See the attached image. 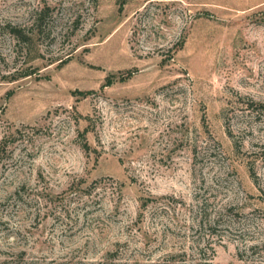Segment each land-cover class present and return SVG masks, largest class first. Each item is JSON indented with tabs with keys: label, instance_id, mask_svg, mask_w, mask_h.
Returning <instances> with one entry per match:
<instances>
[{
	"label": "rangeland",
	"instance_id": "374dc122",
	"mask_svg": "<svg viewBox=\"0 0 264 264\" xmlns=\"http://www.w3.org/2000/svg\"><path fill=\"white\" fill-rule=\"evenodd\" d=\"M0 264H264V0H0Z\"/></svg>",
	"mask_w": 264,
	"mask_h": 264
},
{
	"label": "trees",
	"instance_id": "16d2710c",
	"mask_svg": "<svg viewBox=\"0 0 264 264\" xmlns=\"http://www.w3.org/2000/svg\"><path fill=\"white\" fill-rule=\"evenodd\" d=\"M41 21H42V9H40L37 12V16L31 22L30 30H26L24 27L22 28L18 25H15V26L11 27V31L14 34V36L16 37L17 41H21L27 45L29 42H31V40L33 39V36H36V34L38 35V29L40 27ZM62 61L63 60H60L59 62H62ZM28 74H31V72ZM120 79L124 80L125 78H120ZM111 80H112L111 76L107 77L106 82L103 85H108V84L112 83ZM73 93L87 94V93H90V90H86L83 92L80 90H74Z\"/></svg>",
	"mask_w": 264,
	"mask_h": 264
}]
</instances>
